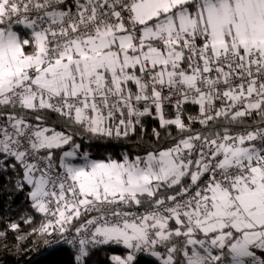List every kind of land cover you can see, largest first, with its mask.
Instances as JSON below:
<instances>
[{
  "label": "snow or ice",
  "instance_id": "6c2138e0",
  "mask_svg": "<svg viewBox=\"0 0 264 264\" xmlns=\"http://www.w3.org/2000/svg\"><path fill=\"white\" fill-rule=\"evenodd\" d=\"M0 196L69 264H264V0H0Z\"/></svg>",
  "mask_w": 264,
  "mask_h": 264
},
{
  "label": "trees",
  "instance_id": "16d2710c",
  "mask_svg": "<svg viewBox=\"0 0 264 264\" xmlns=\"http://www.w3.org/2000/svg\"><path fill=\"white\" fill-rule=\"evenodd\" d=\"M153 127H158V123L148 118L144 130L133 138L134 142L138 141L141 135L146 140L151 139ZM30 211L22 196H16L14 200L6 196H0V231L6 230L10 222H16L21 225L22 233L27 232L30 226L23 224L21 218ZM13 241L14 234L11 233H9L6 246L3 241H0V264H69L72 250L63 244L49 246L43 241L38 242L33 239L25 247H20ZM53 248L55 251H53ZM120 251L121 249L116 247L111 250L101 251L95 258L96 264H103V261L108 257L113 254H119ZM144 259L145 261L147 260V258Z\"/></svg>",
  "mask_w": 264,
  "mask_h": 264
},
{
  "label": "built area",
  "instance_id": "2783aa9c",
  "mask_svg": "<svg viewBox=\"0 0 264 264\" xmlns=\"http://www.w3.org/2000/svg\"><path fill=\"white\" fill-rule=\"evenodd\" d=\"M63 245H64V244H63ZM65 246L70 247V246H68V245H65Z\"/></svg>",
  "mask_w": 264,
  "mask_h": 264
}]
</instances>
